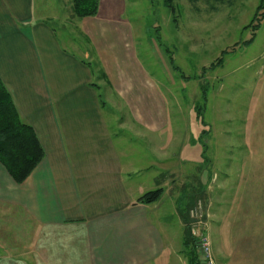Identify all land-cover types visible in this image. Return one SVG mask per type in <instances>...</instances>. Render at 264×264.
I'll return each instance as SVG.
<instances>
[{"label": "crops", "instance_id": "0c3cea01", "mask_svg": "<svg viewBox=\"0 0 264 264\" xmlns=\"http://www.w3.org/2000/svg\"><path fill=\"white\" fill-rule=\"evenodd\" d=\"M36 1L0 0V77L45 149L20 184L0 163V264H173L180 219L174 237L161 221L162 199L136 203L153 188L141 179L151 175L169 114L129 35L132 25L117 16V0H101L97 16L78 20L91 44L81 57L55 26L68 20ZM85 57L97 58L106 91L129 110L117 127L107 115L114 101L103 99L102 76Z\"/></svg>", "mask_w": 264, "mask_h": 264}, {"label": "rangeland", "instance_id": "374dc122", "mask_svg": "<svg viewBox=\"0 0 264 264\" xmlns=\"http://www.w3.org/2000/svg\"><path fill=\"white\" fill-rule=\"evenodd\" d=\"M43 2L50 14L68 20L55 26L68 49L84 57L91 44L76 27L80 19L72 14L70 2L37 0V7ZM173 4L174 13L164 0H117L115 6L117 16L132 25L129 35L140 61L157 80L169 114L156 137L157 159L152 151L154 168L146 181L142 173V183L153 187L147 191L164 189L161 221L174 237L180 219L179 258L184 264L190 251L182 244L186 211L200 262L264 264V0ZM225 49L222 63L206 69ZM85 60L96 65L97 78L102 76L97 82L103 99L114 101L107 115L117 127L118 117L128 120L129 110L106 91L97 58ZM252 127L256 135L248 138ZM255 144L259 147L252 151ZM138 145L149 157L146 146ZM153 179L157 186L149 183ZM202 235L209 242L207 256L198 247ZM179 258L169 262L182 264Z\"/></svg>", "mask_w": 264, "mask_h": 264}, {"label": "trees", "instance_id": "16d2710c", "mask_svg": "<svg viewBox=\"0 0 264 264\" xmlns=\"http://www.w3.org/2000/svg\"><path fill=\"white\" fill-rule=\"evenodd\" d=\"M71 5L72 14L78 18H88L97 16L101 0H68ZM214 3H234L236 0H207ZM174 0H164L166 7L174 13ZM264 18V14L262 19ZM258 26V25H256ZM253 37L245 41V45L252 42ZM227 50H223L221 56L215 62L210 64L206 69H213L223 61V56ZM173 63V56H170ZM174 67V66H173ZM176 68V67H175ZM197 117L201 118L200 107H196ZM45 158V149L41 144L39 137L32 125L25 122L13 100L10 91L7 89L0 77V163L4 165L8 173L16 183H23L37 168V166ZM164 194L163 188L150 190L141 195L136 203L151 204L162 199ZM186 223L184 244L185 247L190 246L187 252V264H203L199 261L195 249L196 238L192 235L190 220L187 214L183 217Z\"/></svg>", "mask_w": 264, "mask_h": 264}, {"label": "built area", "instance_id": "2783aa9c", "mask_svg": "<svg viewBox=\"0 0 264 264\" xmlns=\"http://www.w3.org/2000/svg\"><path fill=\"white\" fill-rule=\"evenodd\" d=\"M193 231L191 230L192 235L195 234V233L193 234ZM198 247L201 250V252H203L204 255L206 256L209 255L210 247H209L208 238L206 236L202 235L200 237V239L198 240ZM203 264H206V263L203 262ZM207 264H210V262L208 261Z\"/></svg>", "mask_w": 264, "mask_h": 264}]
</instances>
